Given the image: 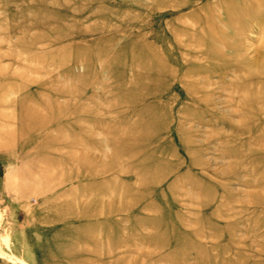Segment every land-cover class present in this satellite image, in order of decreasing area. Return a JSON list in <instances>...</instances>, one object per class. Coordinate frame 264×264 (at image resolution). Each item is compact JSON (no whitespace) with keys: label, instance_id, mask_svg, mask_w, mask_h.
<instances>
[{"label":"rangeland","instance_id":"rangeland-1","mask_svg":"<svg viewBox=\"0 0 264 264\" xmlns=\"http://www.w3.org/2000/svg\"><path fill=\"white\" fill-rule=\"evenodd\" d=\"M0 264H264V0H0Z\"/></svg>","mask_w":264,"mask_h":264}]
</instances>
